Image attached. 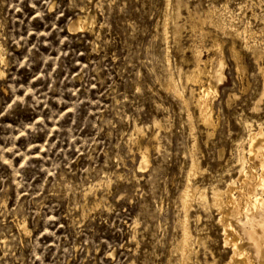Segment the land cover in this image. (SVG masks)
Listing matches in <instances>:
<instances>
[{
  "label": "rangeland",
  "instance_id": "obj_1",
  "mask_svg": "<svg viewBox=\"0 0 264 264\" xmlns=\"http://www.w3.org/2000/svg\"><path fill=\"white\" fill-rule=\"evenodd\" d=\"M219 22L257 32L254 51ZM197 51L225 61L213 131L165 85H185ZM263 67L264 0H0V264H178L193 143L210 200L264 126ZM199 204L190 264H221Z\"/></svg>",
  "mask_w": 264,
  "mask_h": 264
},
{
  "label": "bare ground",
  "instance_id": "obj_2",
  "mask_svg": "<svg viewBox=\"0 0 264 264\" xmlns=\"http://www.w3.org/2000/svg\"><path fill=\"white\" fill-rule=\"evenodd\" d=\"M213 12L216 14L215 11ZM89 21L86 17L79 15L75 23L79 30H83L88 27ZM219 25L222 29L229 28L224 22H219ZM229 29L234 36L242 39L245 48H254L251 38L255 37L254 33L257 32L250 29L248 25L244 24L240 28L232 27L230 24ZM167 32L165 26L164 33ZM200 53V51L195 53L194 65L186 72L185 85H181L180 88L172 75L169 76L165 85L181 100L186 110L189 111L190 103L191 105L194 103L198 121L206 129L213 131L218 125V117L214 114V100L219 93V84L225 77L223 70L225 61L222 57L216 61L209 56L203 58ZM254 53L258 54L256 49ZM166 59L169 64V57L166 56ZM261 70L264 76V67ZM187 83L197 86L196 92H194V87L193 90L191 88V92L194 93H190L188 97L184 94V87ZM188 114L191 120L192 113ZM247 127V147L241 146L242 152L237 159L240 162L237 176L225 181L223 187L212 188L210 200L207 199L203 190L192 183L198 169V161L194 154V141L190 151L186 183L180 194L183 217L181 238L177 247L180 254L178 264H190V255L195 252L192 244L194 241L197 243L200 241V237L193 236L188 226L189 209L193 199H197L204 207L212 205L217 211L216 221L221 228L222 246L228 249L227 258L221 264H264V126L258 125L252 128L250 124ZM193 128L191 123L190 129ZM141 159L145 165L148 164V153L142 152ZM205 264H214V262Z\"/></svg>",
  "mask_w": 264,
  "mask_h": 264
}]
</instances>
